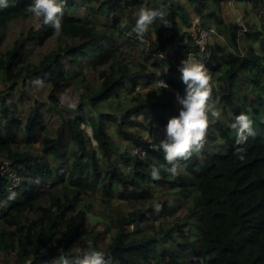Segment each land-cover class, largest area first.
Instances as JSON below:
<instances>
[{"label":"trees","instance_id":"16d2710c","mask_svg":"<svg viewBox=\"0 0 264 264\" xmlns=\"http://www.w3.org/2000/svg\"><path fill=\"white\" fill-rule=\"evenodd\" d=\"M183 1L163 0L171 27L157 19L142 37L133 31L135 13L162 0H66L59 36L51 27L38 29L40 21L27 11L32 0H8L0 8V29L15 19L34 20L0 51L6 86L0 89V264H59L61 255L72 259L88 250L80 242L84 235L112 264H264V0H238L246 4L242 13L254 16L243 24L224 17L221 5L230 0ZM82 7L85 20L78 16ZM208 24L217 37L202 48L195 38ZM53 37V48L37 62L25 59L30 43ZM192 56L212 77L209 103L220 119L210 118L203 150L180 162L179 175L153 180L152 166L165 163L158 146L167 122L181 107L176 93L185 94L179 64ZM37 78L51 92L68 80L78 83L76 110L58 107V98L47 95L35 98L23 117L21 102L9 99L7 88L22 99ZM158 80L177 92L159 89ZM43 110L59 115L55 136L43 131ZM240 113L251 117L255 131L244 145L236 144L227 126ZM82 124L91 127L92 137ZM63 138L72 150H62ZM119 142L140 145L144 157ZM238 148L246 149L242 161ZM4 161L16 170V185L2 171ZM96 189L103 205L116 198L130 209L89 226L84 201L97 198ZM158 191L184 199L185 217L140 233L149 218L158 219L154 204L160 212L171 208ZM100 238L108 239L105 246Z\"/></svg>","mask_w":264,"mask_h":264},{"label":"clouds","instance_id":"9594fccd","mask_svg":"<svg viewBox=\"0 0 264 264\" xmlns=\"http://www.w3.org/2000/svg\"><path fill=\"white\" fill-rule=\"evenodd\" d=\"M65 6L66 0H32L27 11L40 21L37 25L38 29L51 27L59 36L62 32ZM6 7H8V0H0V8ZM164 7L163 0L158 7H148L147 5L139 7L135 13L133 26V31L137 36L142 37L149 25L157 19L164 26L171 27L165 17ZM124 23H128L127 18L124 19ZM179 72L180 78L186 86L185 94L181 96L176 93V100L181 107L179 114L172 116L167 122L165 139L161 140L158 146L164 154L165 163L152 166L150 175L153 180L162 179V173L170 174L173 177L179 175L183 171L180 162L191 159L194 154L198 155L203 150L210 118L220 119V112L209 103L213 86L212 77L206 66L195 58H184L180 61ZM34 83L42 87L44 81L37 78ZM158 87L159 89H167L169 85L161 80L158 82ZM62 101H66L67 107L73 111L79 104L78 97L74 100L62 97ZM227 126L234 130L237 145L246 144L248 138L255 135L253 120L245 113L236 115ZM81 128L87 132L89 137H92L93 131L90 126L82 124ZM93 143H95L94 140ZM245 151L244 148H238L236 151V155L241 161L244 159L243 153ZM9 198L14 199L15 195L12 194ZM154 207L157 211L160 209L158 203L154 204ZM58 260L59 264H112L111 258L106 257L103 250L92 248L90 241L88 250L78 252L72 259L61 255ZM199 264H204V260L200 259Z\"/></svg>","mask_w":264,"mask_h":264},{"label":"rangeland","instance_id":"374dc122","mask_svg":"<svg viewBox=\"0 0 264 264\" xmlns=\"http://www.w3.org/2000/svg\"><path fill=\"white\" fill-rule=\"evenodd\" d=\"M79 2H81V0H78ZM182 2H184L182 0ZM246 4L238 1V0H230V1H224V3H222L221 5V10L222 13L224 15V17L227 20H231V21H236L238 23L243 24L244 22H246L247 20L251 21L254 19V16L251 14H248L247 16H245L242 11L244 9ZM247 6H249V4L247 3ZM88 11L84 9V7L79 9V14L78 16L85 20L86 18V13ZM192 14V13H191ZM192 21H195V24H198V18L196 15L192 14ZM197 22V23H196ZM34 24V20L32 18H27V19H15L12 20L10 22H8L7 26L5 28H1L0 29V51L7 49L9 46L12 45L14 38L21 32H26V30L32 26ZM97 25V24H96ZM99 26V25H97ZM210 29H211V35H210V39L211 42H214V39L217 37L216 34L214 33V29L213 26L208 24L207 25ZM54 42H55V37L50 38L48 40H46L43 44L41 45H37V44H33L30 43L29 46H27L26 48V60L30 61V62H37L44 53H46L49 49L53 48L54 46ZM210 42V41H209ZM129 49L132 51V53H136L137 52V45H133L130 44V46H128ZM204 52H200L198 59L203 57ZM197 60V57H193ZM97 81L95 80V78H93V84H96ZM50 85H48L47 83H43L42 87L37 86L34 81H32L29 84V87L27 88V90H24L23 94L24 97L22 99H19V94L20 91L17 92V90L15 89H9V87L7 88V92L10 94V98L12 100H16V101H20L21 102V106L19 105V110H21L22 116L25 117L28 113V111L31 109V106L34 103V99L35 98H45L47 95H54L58 98V107H61L62 109H67V102L66 101H62V97H68L69 100H74L78 97L79 99V95L81 92V88L79 86L78 83L75 84V82L73 83V80H68L65 82V84L60 88L59 91L55 90L53 92L50 91V88H48ZM1 88H6V86L4 85V83L0 80V89ZM143 85H138L136 90H140L142 91ZM124 93H127V91H125ZM44 100V99H43ZM51 103V102H49ZM51 105V104H50ZM106 105H104V109H107V107H105ZM44 113V117H45V125H44V133L45 134H49V135H53L55 136V129L58 125L59 122V115L56 111L52 110V111H45L43 110ZM109 129L112 131V127L110 126ZM149 132V131H147ZM64 140L61 141L62 144V150H72L74 144L71 141H67L66 138H63ZM19 140H21L19 138ZM22 142L19 143V145L23 144V140H21ZM120 146L122 149H129L130 150V142H119ZM37 145V143H36ZM97 192V198L96 196L90 197V199H87L84 201L85 205H87L90 209H88V216H89V226L92 225V223H97L99 222L100 224H103L105 222H107V219L109 218H115L117 216H119L120 213L125 212L127 210L130 209L129 203L126 201H121L118 200L116 198H114L111 202L107 205H103L100 200H99V195H101V191L99 189H96ZM163 195V196H160ZM159 199L161 201H164L165 199L168 200L169 205H171L170 209H166L163 212H160V210L155 211V215H159L157 220H154L153 218H149L146 222L144 227L142 228L143 231L140 233H144V232H152L154 229H157L159 227L160 224H162V226L164 228L170 226V224H172L173 222H181L183 221L185 214H186V203L184 202V199H176V195H169L166 193H163L161 191H158V195ZM165 196V197H164ZM157 197V199H158ZM167 197V198H166ZM92 222V223H91ZM189 222H192L195 224V221L189 220ZM153 224V225H152ZM152 226V228H151ZM155 227V228H154ZM185 230H186V226H185ZM106 238H108L110 236L109 233H105ZM106 238H100L98 244H100L101 246H105L106 245V241L108 239ZM89 239L87 238L86 235H84L81 238V244H88L89 245ZM4 261V260H3Z\"/></svg>","mask_w":264,"mask_h":264},{"label":"built area","instance_id":"2783aa9c","mask_svg":"<svg viewBox=\"0 0 264 264\" xmlns=\"http://www.w3.org/2000/svg\"><path fill=\"white\" fill-rule=\"evenodd\" d=\"M211 35V29L202 27L199 29V33L197 37L195 38L196 43L200 45V47H205L208 44L209 37ZM161 81L158 80L157 83ZM169 85V84H168ZM169 92L176 93V89L169 85V87L166 89ZM130 151L137 155L138 157H144L145 152L144 149L140 145H132L130 147ZM2 171L8 174V178L10 179L12 185H16L18 183V178L16 174V170L14 168H11L8 162L4 161L1 167Z\"/></svg>","mask_w":264,"mask_h":264}]
</instances>
